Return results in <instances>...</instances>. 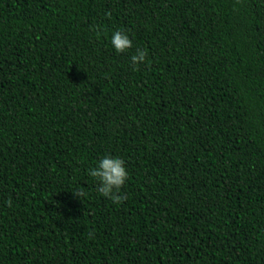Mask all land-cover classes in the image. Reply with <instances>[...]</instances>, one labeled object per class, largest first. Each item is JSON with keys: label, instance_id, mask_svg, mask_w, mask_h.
Segmentation results:
<instances>
[{"label": "trees", "instance_id": "obj_1", "mask_svg": "<svg viewBox=\"0 0 264 264\" xmlns=\"http://www.w3.org/2000/svg\"><path fill=\"white\" fill-rule=\"evenodd\" d=\"M0 264H264V0H0Z\"/></svg>", "mask_w": 264, "mask_h": 264}, {"label": "clouds", "instance_id": "obj_2", "mask_svg": "<svg viewBox=\"0 0 264 264\" xmlns=\"http://www.w3.org/2000/svg\"><path fill=\"white\" fill-rule=\"evenodd\" d=\"M110 15V14H109ZM94 30H98V26ZM111 44L117 53H123L126 50L132 48V40L129 35L121 30H116L111 35ZM147 50L137 49L131 56V62L138 70V66L145 63L147 60ZM88 175L97 182V191L99 194L114 204H120L125 199L126 195H121L120 190L125 185L128 179V171L125 167V161L117 156L107 155L101 158L97 165L88 170ZM77 197L81 198L84 195L82 189H78L73 192ZM8 207H12V201L9 199L7 202ZM89 233V236H92Z\"/></svg>", "mask_w": 264, "mask_h": 264}]
</instances>
